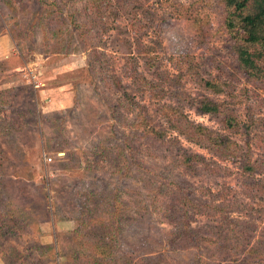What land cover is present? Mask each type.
I'll return each instance as SVG.
<instances>
[{"label": "rangeland", "instance_id": "obj_1", "mask_svg": "<svg viewBox=\"0 0 264 264\" xmlns=\"http://www.w3.org/2000/svg\"><path fill=\"white\" fill-rule=\"evenodd\" d=\"M1 7L0 264H237L220 242L264 247V76L239 68L217 0ZM207 98L240 126L200 113ZM168 105L240 155L179 134ZM102 236L113 255L87 246Z\"/></svg>", "mask_w": 264, "mask_h": 264}, {"label": "trees", "instance_id": "obj_2", "mask_svg": "<svg viewBox=\"0 0 264 264\" xmlns=\"http://www.w3.org/2000/svg\"><path fill=\"white\" fill-rule=\"evenodd\" d=\"M96 1L98 2L99 0ZM217 1L220 3L223 10L224 25L233 41V51L237 58L239 68L249 77H255L256 79L263 78L264 68L258 64V60L264 58V0ZM95 4L97 5V3ZM98 5L99 7L101 6L100 4ZM3 6L8 7V3L5 5L3 4ZM0 12L4 14L3 7L0 8ZM135 75L137 78H140L142 82H146L142 76ZM197 79L202 86L212 92L220 93L222 91L219 85L210 80ZM116 81L119 82L118 80ZM198 110L200 113H209L215 116L224 129L234 130L240 126L233 112H231L227 106L212 98H207L202 102V106ZM165 116L168 118L169 125L179 132V134H183L188 140L213 151H224L227 155H231L232 157L240 155L241 146L234 140L204 124L194 123L188 119L179 108L168 105L165 108ZM152 134L157 139L163 140L165 138L164 134L157 130H152ZM125 141L128 144L129 141ZM232 146H235V148ZM187 156L189 160L203 159V156L199 154H189ZM261 165L264 164L261 163ZM105 239L106 236L103 237V240H98L96 242L98 245L95 246V243H93L95 240H92L91 244L90 241H88L87 243L89 244H87V246L91 248H96V246L101 247L102 252H99V255H113V247L108 245ZM235 240H241V242L234 243L232 241L231 243H227L226 240L225 242H220L218 245L220 251L226 252V259L230 260V256L236 251L242 254L241 258H238L237 264H264V247L259 244L260 241L253 240L250 235L244 236L242 239L240 236H235ZM82 245L85 246L86 243H82ZM54 248L55 245L51 243L48 245L47 250L50 252V250ZM41 257L42 256H40V258ZM232 260L233 263L236 261L235 259Z\"/></svg>", "mask_w": 264, "mask_h": 264}]
</instances>
